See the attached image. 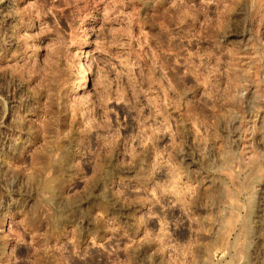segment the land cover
Listing matches in <instances>:
<instances>
[{
	"label": "rangeland",
	"instance_id": "rangeland-1",
	"mask_svg": "<svg viewBox=\"0 0 264 264\" xmlns=\"http://www.w3.org/2000/svg\"><path fill=\"white\" fill-rule=\"evenodd\" d=\"M263 13L0 0V264H264Z\"/></svg>",
	"mask_w": 264,
	"mask_h": 264
},
{
	"label": "bare ground",
	"instance_id": "bare-ground-1",
	"mask_svg": "<svg viewBox=\"0 0 264 264\" xmlns=\"http://www.w3.org/2000/svg\"><path fill=\"white\" fill-rule=\"evenodd\" d=\"M252 3V2H251ZM251 10V9H250ZM264 14V13H263ZM262 14V15H263ZM259 15V14H258ZM259 17V16H258ZM257 18V17H256ZM255 19V18H254ZM253 19V20H254ZM259 25H258V29H256V34H264V17L262 16V17H260V18H258L257 19V21H256ZM255 22V23H256ZM253 25H255V24H253ZM256 26V25H255ZM257 27V26H256ZM254 33H255V31H253ZM258 36V35H257ZM258 37H260V36H258ZM255 38V40H256V37H254ZM259 39V38H258ZM242 40V39H241ZM257 41V40H256ZM259 41H260V39H259ZM246 43V42H245ZM256 46V45H255ZM244 47V46H243ZM82 48V51H81V58H80V63H79V69L81 70V71H83L84 73L86 72V70L89 68V63H90V57H89V55H88V52H87V49H86V47L85 46H82L81 47ZM256 48V47H255ZM261 50H263V49H261ZM80 54V53H79ZM257 58H259V57H257ZM254 59H255V57H254ZM254 59H252V60H254ZM264 59V58H263ZM257 60V59H256ZM256 60L254 61V62H256ZM243 62V61H242ZM246 63H247V61H246ZM251 63V62H250ZM261 63V62H260ZM259 63V64H260ZM243 64H244V62H243ZM258 64V63H257ZM249 66V65H248ZM252 66H254V64H252ZM252 66H250L249 68H251ZM248 68V67H247ZM81 82V81H80ZM79 85V84H78ZM77 86V85H76ZM76 86L75 85H73L72 87H71V91H70V94H74L75 92H76ZM264 117V116H263ZM264 119V118H263ZM263 121V120H262ZM260 126H262L261 124H260ZM261 130V129H260ZM264 129L262 128V131H263ZM255 161V160H254ZM252 162L253 161H250L249 162V165L250 164H252ZM254 164V163H253ZM256 186V184H254L253 183V185L251 186V187H255ZM252 188V189H253Z\"/></svg>",
	"mask_w": 264,
	"mask_h": 264
}]
</instances>
